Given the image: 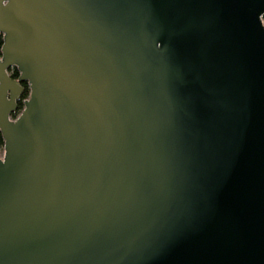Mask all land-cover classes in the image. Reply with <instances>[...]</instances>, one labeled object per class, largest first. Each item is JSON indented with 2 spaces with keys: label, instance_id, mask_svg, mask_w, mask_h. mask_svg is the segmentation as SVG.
Listing matches in <instances>:
<instances>
[{
  "label": "water",
  "instance_id": "95a60500",
  "mask_svg": "<svg viewBox=\"0 0 264 264\" xmlns=\"http://www.w3.org/2000/svg\"><path fill=\"white\" fill-rule=\"evenodd\" d=\"M263 17L0 0V264H264Z\"/></svg>",
  "mask_w": 264,
  "mask_h": 264
},
{
  "label": "trees",
  "instance_id": "16d2710c",
  "mask_svg": "<svg viewBox=\"0 0 264 264\" xmlns=\"http://www.w3.org/2000/svg\"><path fill=\"white\" fill-rule=\"evenodd\" d=\"M263 21H264V17H263ZM1 47H2V39L0 38V51H1ZM12 78H18V72L15 68L11 69V73H10ZM22 86L24 88V92L23 95L21 97V100L18 102V112L14 113L12 115L13 118H16L17 115L21 112V110L23 109V101L26 100L29 97V87L27 85L26 82L22 83ZM3 146H4V142L0 133V150L3 151Z\"/></svg>",
  "mask_w": 264,
  "mask_h": 264
},
{
  "label": "rangeland",
  "instance_id": "374dc122",
  "mask_svg": "<svg viewBox=\"0 0 264 264\" xmlns=\"http://www.w3.org/2000/svg\"><path fill=\"white\" fill-rule=\"evenodd\" d=\"M13 69V68H12ZM9 74L11 73V69L9 70V72H8ZM2 156H3V151L2 150H0V158H2Z\"/></svg>",
  "mask_w": 264,
  "mask_h": 264
}]
</instances>
